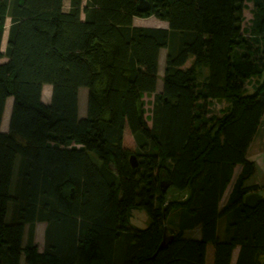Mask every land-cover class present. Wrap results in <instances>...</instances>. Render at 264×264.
<instances>
[{
    "label": "trees",
    "instance_id": "obj_1",
    "mask_svg": "<svg viewBox=\"0 0 264 264\" xmlns=\"http://www.w3.org/2000/svg\"><path fill=\"white\" fill-rule=\"evenodd\" d=\"M63 1L0 0V46L10 20L0 125L13 99L9 130L0 131V264H19L22 255L25 264H205L207 244L213 264H230L236 247V264H264V204H243L260 190L246 186L254 174L246 152L264 114V0L254 1L249 34L240 26L245 0H148L145 12L138 0H69L68 11ZM149 17L168 30L132 24ZM151 95L149 126L143 97ZM222 100L226 113L208 119L210 102ZM236 165L242 170L220 209ZM162 182L170 184L165 194ZM171 187L186 194L171 201ZM135 208L149 216L147 228L129 227ZM36 223L47 224L42 252ZM164 228L173 239L152 258ZM195 228L200 239L184 238Z\"/></svg>",
    "mask_w": 264,
    "mask_h": 264
},
{
    "label": "crops",
    "instance_id": "obj_2",
    "mask_svg": "<svg viewBox=\"0 0 264 264\" xmlns=\"http://www.w3.org/2000/svg\"><path fill=\"white\" fill-rule=\"evenodd\" d=\"M146 18H134L133 23L135 21H143ZM148 19L151 20V25L145 26V27H150V28H159V29H165L168 30V24L167 22L157 20L154 17H149ZM9 20V19H7ZM6 20V22H7ZM10 22V20H9ZM6 26V23H5ZM138 26V25H137ZM141 26V25H139ZM7 38H8V31L6 32L5 27L2 35V40H1V46H0V52L5 53L6 50V44H7ZM162 52H164V58L162 57ZM166 54L167 51L166 49L160 50L159 53V67H158V79H157V85H156V94H159L162 91L163 87V76H164V70H165V59H166ZM7 62L6 58H2L0 60V63H5ZM207 69L205 67H201V69L198 70L199 79L201 76V79H204L207 76ZM254 87L257 85V83L252 84V80H250L246 84V88L249 90H253ZM46 88H50L49 92L50 95L49 97H44V91ZM153 99V95L151 97ZM41 100L43 104H49L51 101V87L48 85H45L42 90V97ZM86 102H87V91L84 90V88L79 89V94H78V116L79 118H84L86 116ZM12 105H13V99L9 98L6 101L3 116H2V121L0 125V131L2 133H7L9 130V121H10V115L12 111ZM153 106V105H152ZM150 126V125H149ZM246 157L247 160H249L253 165H254V174L247 180V185L246 186H256L259 187V191L256 192L260 194L262 197H264V114L261 118V123L251 140V143L249 144V147L246 152ZM19 159H17V162ZM242 170L241 165H236L233 169L232 177L230 180V183L228 184L227 188L225 189L223 196L221 198L219 207L222 209L228 199L229 195L232 191L233 184L237 178V176L240 174ZM15 181V174L13 175V182ZM11 213V207L9 205L8 207V212H7V217L6 220L8 221ZM225 226L226 222L224 218H219L217 221L216 225V234L217 237L220 240H223L225 238ZM47 228L46 223H36L34 225V232H33V242L34 245L37 247L39 252H42L44 250V244H45V231ZM29 227L26 226L24 229V235H23V246L27 244L28 240V235H29ZM187 234V235H186ZM184 238L186 239H195L198 240L200 239V228H195L192 230H186L183 233ZM240 248L236 247L231 255V260L230 264H236L238 255H239ZM214 248L212 244H207L206 246V252H205V264H213L214 263ZM19 264H25L24 262V257L23 255L20 258Z\"/></svg>",
    "mask_w": 264,
    "mask_h": 264
},
{
    "label": "rangeland",
    "instance_id": "obj_3",
    "mask_svg": "<svg viewBox=\"0 0 264 264\" xmlns=\"http://www.w3.org/2000/svg\"><path fill=\"white\" fill-rule=\"evenodd\" d=\"M254 1L255 0H245L244 1L243 10H242L241 17H240L241 29L244 31V33H248V34L251 32V30H253V27H254V24H253L254 15H255ZM63 4H64L63 5L64 11H68V9L70 7L69 0H64ZM81 17H83V16L81 15ZM151 20L146 18L143 21H135V23H133V21H132V24L135 27L150 28V27H145V26L151 25V23H152ZM139 25H141V26H139ZM9 26H10V22H9V20H7L6 26H4L6 32L9 30ZM164 56H165L164 52H162V57L164 58ZM199 75H201V74H199ZM200 79H201V76H200ZM254 81H255V83H258V81L256 79H252V84H254ZM260 82L261 81H259V84H260ZM252 86L254 87V85H252ZM49 90H50V88H46V90L44 91V97H49V95H50ZM84 90H86V89H84ZM251 92H253V90L251 91V90L246 88V93H251ZM151 97H152V95L143 97V107H144V111H145V117L148 120V125H151L152 105H153V101H154L153 100L154 98L152 99ZM228 105H229L228 102L224 101V100L210 102V104L208 106L207 118L208 119L210 118L212 120L214 119L215 121L217 119L221 118L226 113V111L228 109ZM211 123L214 124L213 121ZM127 141L129 143H131L130 136H128V135H127ZM90 156L95 158V156L92 153L90 154ZM246 185H247V182H246ZM182 194L184 195V194H186V192L178 193L172 187L168 190V198L171 201L172 200L175 201L178 199L181 200L180 198H181ZM128 222H129L128 223L129 227H131L133 229H140L141 230V229H145L148 227V225L150 224V218L142 208H135L129 212ZM171 223H172L171 219L169 218V220H168L169 226L171 225ZM118 253H121V252H120V250L117 251V249H116L115 254H118Z\"/></svg>",
    "mask_w": 264,
    "mask_h": 264
},
{
    "label": "water",
    "instance_id": "obj_4",
    "mask_svg": "<svg viewBox=\"0 0 264 264\" xmlns=\"http://www.w3.org/2000/svg\"><path fill=\"white\" fill-rule=\"evenodd\" d=\"M148 8H149V1L148 0H138V4H137V10L138 11L145 12L148 10ZM130 163H131L133 168L136 167V162H135L134 157H132L130 159ZM160 186L162 188V194H165V192L168 189V187L170 186V184H168V183L165 184L162 182L160 184ZM259 203L264 204V197H262L258 193H251V194L247 195L246 197H244V199H243L244 206L249 208V209L255 208ZM172 239H173V236L169 233V231L166 228H164L163 235H162V241H161L160 245L158 246V249L152 258H154L159 251L165 249L170 244Z\"/></svg>",
    "mask_w": 264,
    "mask_h": 264
}]
</instances>
